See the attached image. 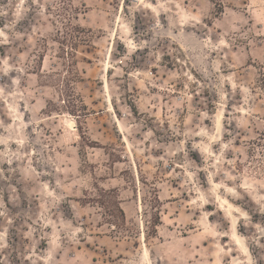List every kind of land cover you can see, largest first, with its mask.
Masks as SVG:
<instances>
[{
	"label": "rangeland",
	"instance_id": "1",
	"mask_svg": "<svg viewBox=\"0 0 264 264\" xmlns=\"http://www.w3.org/2000/svg\"><path fill=\"white\" fill-rule=\"evenodd\" d=\"M0 264H264V0H0Z\"/></svg>",
	"mask_w": 264,
	"mask_h": 264
},
{
	"label": "bare ground",
	"instance_id": "2",
	"mask_svg": "<svg viewBox=\"0 0 264 264\" xmlns=\"http://www.w3.org/2000/svg\"><path fill=\"white\" fill-rule=\"evenodd\" d=\"M139 1H144V0H139ZM139 4H140V3H139ZM149 4H150V3H149ZM154 9H155V8H154ZM111 108H112V107H111ZM220 118H221V117H220ZM218 123H219V122H218ZM70 126H71V127H75L74 122H71V123H70ZM227 206L231 207L230 204H228ZM234 237H235V236H234ZM234 237H233V238H234ZM236 240H238V242L242 244V240H243V239H242L241 237L237 236V237H236Z\"/></svg>",
	"mask_w": 264,
	"mask_h": 264
}]
</instances>
